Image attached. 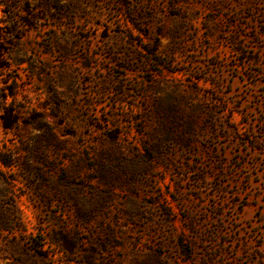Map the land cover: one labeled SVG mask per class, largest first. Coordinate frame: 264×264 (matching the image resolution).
<instances>
[{
	"label": "rangeland",
	"instance_id": "374dc122",
	"mask_svg": "<svg viewBox=\"0 0 264 264\" xmlns=\"http://www.w3.org/2000/svg\"><path fill=\"white\" fill-rule=\"evenodd\" d=\"M0 29V264H264V0H0Z\"/></svg>",
	"mask_w": 264,
	"mask_h": 264
},
{
	"label": "trees",
	"instance_id": "16d2710c",
	"mask_svg": "<svg viewBox=\"0 0 264 264\" xmlns=\"http://www.w3.org/2000/svg\"><path fill=\"white\" fill-rule=\"evenodd\" d=\"M2 39V31L0 29V41ZM5 128H10L13 125V121H7L4 119V123H3Z\"/></svg>",
	"mask_w": 264,
	"mask_h": 264
}]
</instances>
